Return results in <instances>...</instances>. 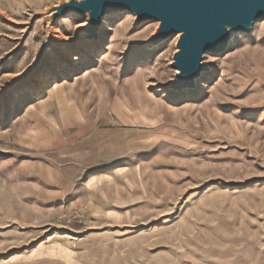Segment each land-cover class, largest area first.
Instances as JSON below:
<instances>
[{"label":"rangeland","instance_id":"obj_1","mask_svg":"<svg viewBox=\"0 0 264 264\" xmlns=\"http://www.w3.org/2000/svg\"><path fill=\"white\" fill-rule=\"evenodd\" d=\"M263 23L177 87L181 32L152 39L156 17L118 0H0V264H264ZM66 50L80 58L65 65ZM38 103L54 122L27 118ZM39 125L57 128L47 150ZM73 138L90 163L105 142L107 203L50 214L21 168Z\"/></svg>","mask_w":264,"mask_h":264},{"label":"water","instance_id":"obj_2","mask_svg":"<svg viewBox=\"0 0 264 264\" xmlns=\"http://www.w3.org/2000/svg\"><path fill=\"white\" fill-rule=\"evenodd\" d=\"M93 1L100 5L107 0ZM118 1L134 10L139 18L156 17L161 20L156 37L152 39L157 40L174 31L181 32L177 44L179 52L175 56V67L179 71L177 87L191 84L202 67L200 59L204 52H216L223 46L229 35L223 26L234 22L238 26H246L254 15H264V0Z\"/></svg>","mask_w":264,"mask_h":264},{"label":"crops","instance_id":"obj_3","mask_svg":"<svg viewBox=\"0 0 264 264\" xmlns=\"http://www.w3.org/2000/svg\"><path fill=\"white\" fill-rule=\"evenodd\" d=\"M34 109L36 114L27 116V118L41 119L42 125H44L45 119L50 122L53 121L55 113L46 104L38 103L36 107L34 106ZM42 125H39L37 131L34 132V134L37 133L34 137V144L39 143L38 135L41 133V129H49L47 137L42 132L45 137L42 139L41 146L44 145V148L39 147V149L47 150L46 145L54 143L52 134L56 135L58 132L57 128L46 127L43 129ZM69 141L74 144L79 139L64 140L66 149H58L56 145V147H49L50 152L48 155L39 154V160L33 165L34 173L26 171L25 165H22L24 168H21V171L28 175L32 174L39 180L41 188L39 189L40 196L38 199L44 206H49L48 212L50 214L67 212L81 205H86L90 211L93 210L91 211L93 213L100 211V205L107 203V201L100 198L99 191L105 188H100L98 185L101 182L112 183L111 176H113V170L108 167L111 162L106 161L107 153L104 152L106 151V144L105 142L100 143L103 149L94 151L93 160L95 161L90 163L89 159L92 156L87 147L78 144L81 148H71L72 143H69ZM128 188L130 189V186ZM107 189L113 190V186L109 185Z\"/></svg>","mask_w":264,"mask_h":264},{"label":"bare ground","instance_id":"obj_4","mask_svg":"<svg viewBox=\"0 0 264 264\" xmlns=\"http://www.w3.org/2000/svg\"><path fill=\"white\" fill-rule=\"evenodd\" d=\"M259 15H260V14H257V15H254L253 17H251V18L249 19V21H248V23H247L246 26H238V25L234 22L233 24L226 26V29H227V31L229 32V34H230L231 36L234 35V34H246V33H247V32L253 27V22H254V20L259 19ZM263 24H264V23H263ZM104 25H105V22H103V26H104ZM232 37H233V36H232ZM151 41H152V40H151ZM225 41H226V40H225ZM153 45H154V44H153ZM89 46H92V48H95V47L99 46V43L92 42V43H90ZM90 48H91V47H90ZM180 51H181V50H180ZM84 55H85V54H84ZM205 56H208L207 53L205 54ZM75 58L79 59L80 57H79V56H74L73 53H72L70 50H66V51L64 52V54H63V63L66 65L68 61L73 60V59H75ZM198 75H199V74H198ZM198 75H197V76H198ZM197 76H196V77H197ZM196 77H194V78L192 79L191 84L186 85V86H184V87H189V88L193 87L194 84H195ZM37 88H38V87H35L34 90L37 89ZM33 92L35 93V92H37V91H33Z\"/></svg>","mask_w":264,"mask_h":264}]
</instances>
